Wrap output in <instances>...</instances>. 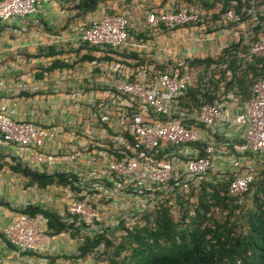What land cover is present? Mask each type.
<instances>
[{
	"label": "built area",
	"instance_id": "1",
	"mask_svg": "<svg viewBox=\"0 0 264 264\" xmlns=\"http://www.w3.org/2000/svg\"><path fill=\"white\" fill-rule=\"evenodd\" d=\"M72 1L75 8L79 0ZM202 1L212 3L166 0L155 7L137 3L139 12L134 15L126 7L119 12L84 13L91 16L73 28L72 37L59 42L72 41L89 52L90 70L81 78L87 90L79 85L67 93L87 98L82 103L68 102L75 108L74 116L68 106L60 107L59 125L13 119L2 98L15 93V87L0 78V146L6 148L10 164L18 162L54 177L52 184L44 188L33 184L34 189L43 200L56 203L52 212L67 227L50 236L42 215L10 214L0 224V235L16 259L42 257L51 250L54 236L70 234L76 255L78 247L96 235L104 240L87 256L93 261L95 253L112 251L129 232L143 227L145 217L150 219L155 209L162 206L172 213L176 197L186 200L191 191L199 192L203 181L223 179L220 176L226 172H218L217 180L207 179L217 144L225 155L234 152L228 156L236 167L228 173L233 178L226 193L242 205L243 193L264 169V79L253 81L247 99L220 92L212 103L186 107L182 100L186 92L209 87L217 67L202 70L185 60L191 44L198 48L205 44L204 54L209 57L232 44H239L237 57L244 62L263 57L264 2L226 0L225 6L215 1L207 7ZM44 4L67 6L57 0H0V25L33 16L46 18ZM172 31L182 37L170 53L158 35ZM166 54L182 57L164 63L160 56ZM139 59L143 62L138 63ZM59 81L69 78L61 76ZM23 86L16 87L17 93L24 91ZM48 89L36 91L44 101L60 93L54 85ZM218 89L222 91L221 84ZM223 124L239 132L233 145L214 139V127ZM55 175H62L65 184L56 182ZM192 215L190 209L187 216Z\"/></svg>",
	"mask_w": 264,
	"mask_h": 264
},
{
	"label": "trees",
	"instance_id": "2",
	"mask_svg": "<svg viewBox=\"0 0 264 264\" xmlns=\"http://www.w3.org/2000/svg\"><path fill=\"white\" fill-rule=\"evenodd\" d=\"M104 1L106 0H79L75 8L84 14L93 11ZM215 1H222L225 6L226 0H212V3ZM201 3L207 7L212 4L205 1ZM262 29L264 31V25ZM253 31L258 32L259 26L253 28ZM238 51L239 44H232L215 57L186 59L188 66L207 70L215 65L217 69L211 72L209 87L186 92L182 99L183 105L197 108L202 104L212 103L221 93H230L239 100L247 99L253 81L264 79V56L255 57L247 63L237 57ZM219 84L222 91L218 89ZM9 170L26 177L28 184H35L38 188L54 182V177L33 172L18 162L10 164ZM55 178L59 184H65L62 175H55ZM232 178L229 176L225 181L214 183L203 181L192 216H187L188 211L183 208L186 201L182 197L175 198L178 209L183 210L177 219L171 217L167 208L160 206L155 209L150 214V219L145 217L143 227L135 228L112 251H107L110 253L107 264H264V169L259 170L254 181L243 193V198H251L253 207L243 214L240 211L244 227L240 231L236 229L237 222L230 219V215L235 209L241 210L242 205H237L226 193V186ZM0 205L9 209L8 204L3 201H0ZM214 208L228 210L230 215L222 221H216L207 216L210 209ZM11 211L28 216L42 215L46 219L50 236L67 228L54 212L39 205H27ZM185 218L188 219L187 222ZM0 239L4 241L1 235ZM101 240H104L101 235L87 238L78 247L77 257L91 253ZM106 245L109 243L106 242ZM125 250L128 253L120 256Z\"/></svg>",
	"mask_w": 264,
	"mask_h": 264
},
{
	"label": "crops",
	"instance_id": "3",
	"mask_svg": "<svg viewBox=\"0 0 264 264\" xmlns=\"http://www.w3.org/2000/svg\"><path fill=\"white\" fill-rule=\"evenodd\" d=\"M57 2L59 3L58 0ZM165 2L166 0H106L99 3L95 11L113 9L119 12L126 7L130 14L134 15L139 12L136 7L137 3H142L145 7H155L162 6ZM61 7H63L61 4H44L42 11L46 12V18L33 16L15 20L4 26L0 25V78L8 85L15 87V93L10 92L2 100L8 102L13 112L12 118L15 120L59 125L58 111L60 107L64 105L69 107L68 102L71 101L82 103L87 98L85 94L77 98H72L67 94L77 89L79 85L82 90H87L88 84L81 78L86 76L90 70V54L82 46L78 47L72 41L59 42L72 37L74 35L73 28L80 23V20L59 19L57 17L58 10ZM165 36L159 41L164 42ZM205 46V44H201L199 48L195 47L197 52L191 46L188 49V54L197 53L202 57L205 53ZM43 74L46 76L42 79ZM61 76L68 77L69 81H59ZM29 77L41 78L37 83L34 81L33 84H24L23 81L29 82ZM22 83L24 91L17 93L16 87ZM53 85L60 93L46 98L45 101L39 97L37 90L45 92L49 90L48 86ZM226 106L228 109L227 104ZM69 109L74 116L75 108L69 107ZM214 133L215 141H228L231 145L236 143L239 138V132L226 124L214 127ZM200 136L204 139V132H201ZM216 147L217 149L212 155L213 170L207 178L209 180H217L218 172L232 173L236 167L228 157L234 152L230 150L225 155L218 144ZM1 207L0 224H3L10 213ZM73 237V234L54 236L51 241L52 248L46 255L42 257L30 255L19 259L11 254V250L0 239V264H91L93 261L87 255L77 257Z\"/></svg>",
	"mask_w": 264,
	"mask_h": 264
},
{
	"label": "rangeland",
	"instance_id": "4",
	"mask_svg": "<svg viewBox=\"0 0 264 264\" xmlns=\"http://www.w3.org/2000/svg\"><path fill=\"white\" fill-rule=\"evenodd\" d=\"M60 1L62 2L64 1V3H67V6L59 8L58 10L59 15L57 16L59 19L76 20V21L80 20V21L85 22L91 16V14L83 15V14L78 13V11L74 8V4L72 0H59V2ZM179 33L180 32L178 31H172L170 33H161L158 35L159 39L163 38L166 35L164 42L168 46V48L171 49L170 53L174 52L172 47L177 46L178 42H181L180 37L182 36ZM185 36L186 34L183 37ZM191 46L193 47V49L195 47L197 48V45L195 44L193 45L191 44ZM194 51L197 52L195 49ZM188 55H189V58L187 59H202V58L209 57L207 54H206L207 56L203 54L202 57H200L198 56L199 54L197 53L188 54ZM177 57L181 58L182 54H178V56H173V54L172 55L166 54L165 56H160V59L164 63L165 62L171 63L175 59H178ZM142 62L143 61L141 59L138 60V63H142ZM34 80L35 79H33L32 77H29V82L23 81V83L33 84ZM10 161H11L10 157L6 154V148L3 146H0V201L7 203L9 209L5 206H2V207L0 206V207L7 210V212H9L10 214H14V212L11 211V209L18 210L27 205H33V204L40 205L42 208L52 211L53 204L50 201L43 200V198L40 197L41 195L39 194V192L34 189V185L28 184V179L26 177H23L19 174H14L9 170ZM222 176H223V179L222 178L221 179L225 181L228 178L227 177L228 173L222 174L220 177ZM221 179H219V181H221ZM199 194H200V190L199 192H196V193L191 191L187 195L188 197L185 200L186 201L185 205L183 206V208L186 211H189L190 209L194 211L196 207L195 206L196 201H197ZM241 207H242L241 210L235 209L231 215L228 214V210H220L217 208L210 209V212L207 214V216L216 221H222L227 215H230V219L235 220L237 222L236 229L240 231L244 229V227L242 226L243 219L240 216V213H241L240 211H242V214H243L245 211L251 210L253 207L251 198L249 196H247L246 198H243V203ZM177 213H183V210L181 209L179 210L177 209V207H175V209L172 210V213H170V215L173 219H177L178 218ZM127 253H128L127 250L122 251L120 256L127 254ZM108 254L110 255V253H107L106 250L102 252H97L93 256V261L94 262H102V261L104 262L105 261L107 263Z\"/></svg>",
	"mask_w": 264,
	"mask_h": 264
}]
</instances>
